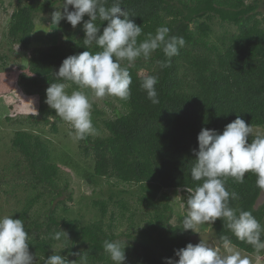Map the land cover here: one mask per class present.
I'll use <instances>...</instances> for the list:
<instances>
[{"label":"trees","instance_id":"16d2710c","mask_svg":"<svg viewBox=\"0 0 264 264\" xmlns=\"http://www.w3.org/2000/svg\"><path fill=\"white\" fill-rule=\"evenodd\" d=\"M57 2L17 0L7 25L6 36L11 45L29 49L37 30L36 16L40 15L43 23H53V12L48 17L44 13ZM113 2L107 0L106 6ZM121 7L142 27L138 42L149 33L155 35L158 27L167 26L170 35L182 36L186 44L171 58L169 67L160 68L159 62L167 58L158 49L147 61L138 58L129 68L130 98H117L119 106L113 108V116H101L100 124L92 122L94 133L77 141L80 156L93 160L92 171L75 163L68 151L56 153L51 141L40 133L24 128L14 132L11 144L15 155L0 168V187L6 193L14 194L19 189L21 196L24 194L21 208L14 209L12 218L24 221L29 252L36 261L60 254L80 264L83 254L85 264H113L103 248L105 240L126 244L124 264L178 260L175 250L188 243L195 245V232L184 231L183 224L172 223L170 189L187 191L201 183L190 175L201 129L222 134L237 116L252 127H264V0H121ZM89 19L85 15L75 28L62 19L57 24L62 41L48 47L34 46L27 67L18 74L17 81L23 90L38 97V113H28L26 118L48 123L54 133L64 121L45 103L46 89L54 82L70 84L54 75L68 56L100 51L95 45H83V24ZM215 22L221 27L227 25L224 31L216 33ZM96 24L102 33L107 22L98 19ZM0 59L6 61L7 56L0 55ZM148 74L159 77L155 86L159 103L155 105L141 89L142 79ZM76 89V85L70 84L66 92ZM256 135L261 134L253 132L248 142ZM63 169H75L89 185L101 178L111 183L108 199L93 201L98 218L79 224L70 216L73 189ZM256 179L249 172L243 183L229 177L225 186L239 197L230 198V206L250 211L264 227V201L258 203L263 191L256 187ZM119 184L135 185L136 190L113 189ZM127 193L136 197L141 222L137 220L138 207H131L124 197ZM40 203L49 204L44 208V219L31 218V212L35 213ZM110 205L118 210H110ZM124 217L129 220L128 230L118 231V220ZM211 228L220 244V237H227L232 245L264 259V251L257 253L251 245L238 240L221 219ZM62 230L68 237L55 240L54 234ZM261 238L264 239V232Z\"/></svg>","mask_w":264,"mask_h":264},{"label":"clouds","instance_id":"9594fccd","mask_svg":"<svg viewBox=\"0 0 264 264\" xmlns=\"http://www.w3.org/2000/svg\"><path fill=\"white\" fill-rule=\"evenodd\" d=\"M107 0H64L63 14L53 13L52 22L59 24L62 19L75 28L87 15L83 28L85 39L83 45L88 48L97 46L100 51L92 53L83 51L68 56L63 60L57 80L70 82L77 86L71 94L66 92L69 83H51L46 89L45 103L73 130L70 135L77 141L93 134L95 129L91 120L92 103L85 94L90 89L96 99L106 96L128 100L131 96L132 78L129 68L138 58L148 60L160 49L167 58L160 61V68L170 66L171 58L179 54L186 41L182 36L170 35L167 26L156 29L155 35L149 33L147 38L138 42L142 27L138 26L130 14L121 7V0H114L106 6ZM69 6H72L69 11ZM107 22L101 33L97 20ZM157 75H145L141 89L146 92L152 104H158L156 85ZM253 133L252 125L246 124L240 116L227 124L222 132L202 128L198 134V152L195 164L190 170L192 180L200 181L195 189L187 188L189 193L185 202L187 214L183 217L184 231H197V225L214 224L221 219L233 235L240 241L251 245L257 253L264 251V239L261 238L264 227L250 211L238 210L230 206V198L238 200V194L226 189L229 177L236 183H243L247 173L256 175V187L264 191V135H256L251 142L248 138ZM67 236L65 231L56 232L53 238L57 241ZM224 251L211 241L203 238L193 245L175 250L179 259L165 258V264H250L247 257H241L234 251L227 237H220ZM113 264H124L126 261V244L120 241L103 242ZM70 255H78L70 253ZM80 264H85L86 257L80 255ZM44 264H76L60 254H52ZM0 264H39L29 252V234L24 221L13 219L12 215L0 217Z\"/></svg>","mask_w":264,"mask_h":264},{"label":"rangeland","instance_id":"374dc122","mask_svg":"<svg viewBox=\"0 0 264 264\" xmlns=\"http://www.w3.org/2000/svg\"><path fill=\"white\" fill-rule=\"evenodd\" d=\"M63 2L64 0H58L54 7L44 13V15L48 17L52 14V12L54 13L56 11H60L63 14ZM16 5L17 0H0V55L7 56L6 61L0 59V168L4 162H6L8 159L11 160L15 155V150L12 149L11 144L14 132L19 128H24L36 133H40L43 138L51 141L56 153L58 151H68L75 163H79L80 167H85L86 169L92 171L93 160L80 156L78 142L73 138L72 135H70V132L73 130L66 122L61 123L59 125V131L54 133L50 130L48 123H35L26 118V114L28 113H38V97L27 94L23 90L17 81L18 74L27 67L28 57L30 55L31 49L34 46L40 45L42 47H48L55 45L62 41V37L60 36V32L56 23H43L40 19V15H37L35 18L37 30L32 35V44L30 48L24 49L18 45H11L6 36L7 25L11 13L16 8ZM262 8L263 6H261V10ZM71 10H73L72 6H69V11ZM226 26L227 25L221 27L218 22H215L214 28L216 33H221L224 31ZM232 30L235 29L232 28ZM71 92L68 91L69 94H71ZM85 94L89 97L90 102L92 103V122L98 121L100 124L99 120L101 116H113V108L119 106L116 97L106 96L103 99H96L91 90L87 93L85 92ZM99 111H102L103 113H100ZM7 116H11V119H6ZM252 128L253 132L264 135V127ZM63 171L64 175L70 180V188L73 189L72 194L74 197V202L71 206V210L69 211L70 216L76 219L79 224H85L98 218L99 211L98 208L93 205V201L95 199H108V195L112 189L111 183L107 181V179L101 178L95 183L89 185L83 178L79 176V174H76L77 171L75 169L73 172H67L64 169ZM1 187L0 207L3 208H0V217L4 215H13L14 209L21 208L20 205L23 204L24 194L21 196L22 194L19 189L14 194H11L10 192L6 193ZM113 189H127L129 192H131L136 190V187L135 185L119 184L118 186H114ZM178 190L170 189V194H172L171 202L174 207L172 223L183 224V217L187 214L185 202L189 193L186 190H180V192H178ZM183 196L185 198H183ZM124 197L129 201L131 207H138L137 220L141 222L142 213L140 212V206L135 203L136 197L130 193L124 194ZM65 198L68 199V196ZM263 201L264 191L260 195L258 203H262ZM45 206L46 205L42 203L37 205L35 207L36 212L35 209L33 210L37 214L35 215V213L32 214L31 212V218L40 216L41 219H44L43 213ZM113 208L114 207L110 205L109 209L112 210ZM118 221V231H127L129 220L124 217L122 220L120 219ZM197 231L199 233H194L192 236V241L195 245L198 244L203 238L204 240L211 241L216 246H219L222 252L224 251L222 244H220L218 239L215 237V234L211 228V224L197 225ZM60 247L61 245L55 248L53 252H55V250L59 249ZM231 247L234 251L240 252L242 258L247 257L250 260V264H264V259L262 256H256L254 254L247 253L232 244ZM38 262L39 264H44L42 261Z\"/></svg>","mask_w":264,"mask_h":264},{"label":"crops","instance_id":"0c3cea01","mask_svg":"<svg viewBox=\"0 0 264 264\" xmlns=\"http://www.w3.org/2000/svg\"><path fill=\"white\" fill-rule=\"evenodd\" d=\"M261 261V260H260ZM259 262V261H258Z\"/></svg>","mask_w":264,"mask_h":264}]
</instances>
